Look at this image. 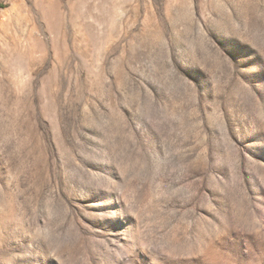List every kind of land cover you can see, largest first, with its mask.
<instances>
[{
	"label": "rangeland",
	"instance_id": "1",
	"mask_svg": "<svg viewBox=\"0 0 264 264\" xmlns=\"http://www.w3.org/2000/svg\"><path fill=\"white\" fill-rule=\"evenodd\" d=\"M0 264H264V0H0Z\"/></svg>",
	"mask_w": 264,
	"mask_h": 264
}]
</instances>
